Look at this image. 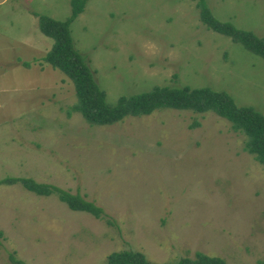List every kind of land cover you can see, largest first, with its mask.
<instances>
[{
  "label": "rangeland",
  "instance_id": "374dc122",
  "mask_svg": "<svg viewBox=\"0 0 264 264\" xmlns=\"http://www.w3.org/2000/svg\"><path fill=\"white\" fill-rule=\"evenodd\" d=\"M203 1L264 41V0H89L71 31L110 105L156 86L207 87L264 116V58L208 30ZM42 15L67 21L72 0H0V180L82 194L106 218L3 185L0 264H108L124 251L151 264L198 253L264 264V166L246 136L214 113L174 109L87 123L73 82L42 61L53 46Z\"/></svg>",
  "mask_w": 264,
  "mask_h": 264
},
{
  "label": "trees",
  "instance_id": "16d2710c",
  "mask_svg": "<svg viewBox=\"0 0 264 264\" xmlns=\"http://www.w3.org/2000/svg\"><path fill=\"white\" fill-rule=\"evenodd\" d=\"M89 0H72V15L67 21H58L42 15L40 30L53 40L51 50L42 61L54 69L64 72L73 82L78 97L75 113L82 115L91 125L109 127L126 122L130 118L148 117L157 110L174 109L191 111L194 114L214 113L228 121L234 132L247 138L245 152L264 166V116L253 107H240L226 92L211 88L156 86L151 91L122 97L116 106L108 103V94L97 82L95 71L88 58L76 48L71 25L82 15ZM202 21L208 30L242 43L248 50L264 58V41L252 33L239 31L231 24H223L213 18L212 13L201 4ZM27 65V64H26ZM20 184L24 189L38 196L56 195L75 213H85L98 220L106 218V212L97 203L89 201L82 194H73L61 187L40 184L31 179L9 178L0 180L3 185ZM108 264H151L140 252L124 251L112 254ZM173 264H226L218 257L198 253L195 258H184Z\"/></svg>",
  "mask_w": 264,
  "mask_h": 264
},
{
  "label": "crops",
  "instance_id": "0c3cea01",
  "mask_svg": "<svg viewBox=\"0 0 264 264\" xmlns=\"http://www.w3.org/2000/svg\"><path fill=\"white\" fill-rule=\"evenodd\" d=\"M50 50H51V49H49L48 52H49ZM48 52H47V53H48ZM47 53H46V54H47Z\"/></svg>",
  "mask_w": 264,
  "mask_h": 264
}]
</instances>
